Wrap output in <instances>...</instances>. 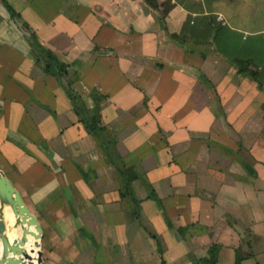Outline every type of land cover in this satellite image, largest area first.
I'll list each match as a JSON object with an SVG mask.
<instances>
[{
	"label": "crops",
	"instance_id": "1",
	"mask_svg": "<svg viewBox=\"0 0 264 264\" xmlns=\"http://www.w3.org/2000/svg\"><path fill=\"white\" fill-rule=\"evenodd\" d=\"M0 170L40 264H264V0H0Z\"/></svg>",
	"mask_w": 264,
	"mask_h": 264
},
{
	"label": "water",
	"instance_id": "2",
	"mask_svg": "<svg viewBox=\"0 0 264 264\" xmlns=\"http://www.w3.org/2000/svg\"><path fill=\"white\" fill-rule=\"evenodd\" d=\"M40 235L37 219L0 170V264H40Z\"/></svg>",
	"mask_w": 264,
	"mask_h": 264
},
{
	"label": "trees",
	"instance_id": "3",
	"mask_svg": "<svg viewBox=\"0 0 264 264\" xmlns=\"http://www.w3.org/2000/svg\"><path fill=\"white\" fill-rule=\"evenodd\" d=\"M145 2L151 3L154 0H144ZM8 10H10L11 17H16L17 13L12 11V9L6 5ZM168 9V5L163 4L162 14H164ZM25 31L27 32V41L31 48V51L36 56L37 60H40L43 63L44 68L50 74H53L57 77H63L65 75L66 64L60 61L56 56L50 53L47 49H45L40 42L38 41L36 35L30 31V29L23 25ZM231 63L235 66L237 71L245 75L253 80H256V73L250 68V61L247 59H232ZM66 83V93L67 97L71 103V106L75 113L77 114L79 120L83 124L85 130L88 133L98 135L102 130L100 125L99 116L97 113V107H93L90 110H87L86 107L83 105L81 101V97L77 91L72 89V82L73 80L67 78L64 79ZM90 97L94 103L98 99L99 95L95 92H90ZM115 166V169L121 176L123 180V185L125 186V190L128 191L126 194L132 195V192L129 190V183L133 180L138 178V174L134 172L131 168H120L114 163H111ZM122 194V193H121ZM245 258L242 254L238 255V250L235 251V260L234 264H242L241 261ZM204 263L206 261H203Z\"/></svg>",
	"mask_w": 264,
	"mask_h": 264
},
{
	"label": "bare ground",
	"instance_id": "4",
	"mask_svg": "<svg viewBox=\"0 0 264 264\" xmlns=\"http://www.w3.org/2000/svg\"><path fill=\"white\" fill-rule=\"evenodd\" d=\"M5 216L8 217V213H7V211H5ZM30 241H31V240H29V242H30ZM28 245H29V244L26 245L27 248H28ZM32 257H33V256H32Z\"/></svg>",
	"mask_w": 264,
	"mask_h": 264
},
{
	"label": "built area",
	"instance_id": "5",
	"mask_svg": "<svg viewBox=\"0 0 264 264\" xmlns=\"http://www.w3.org/2000/svg\"><path fill=\"white\" fill-rule=\"evenodd\" d=\"M218 19H221L220 17H217Z\"/></svg>",
	"mask_w": 264,
	"mask_h": 264
}]
</instances>
